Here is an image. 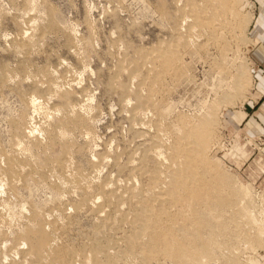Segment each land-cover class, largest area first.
Masks as SVG:
<instances>
[{
    "label": "rangeland",
    "instance_id": "rangeland-1",
    "mask_svg": "<svg viewBox=\"0 0 264 264\" xmlns=\"http://www.w3.org/2000/svg\"><path fill=\"white\" fill-rule=\"evenodd\" d=\"M214 1L0 0V264H264V63L253 36L260 9L255 0H225L223 13ZM167 54L174 70L160 65ZM212 110L213 133L200 135L195 120ZM182 127L194 129L202 191L212 198L194 229L212 232L169 257L144 246L143 225L147 206L159 208L155 194L171 185H162V158ZM156 148L163 164L149 154Z\"/></svg>",
    "mask_w": 264,
    "mask_h": 264
},
{
    "label": "bare ground",
    "instance_id": "bare-ground-1",
    "mask_svg": "<svg viewBox=\"0 0 264 264\" xmlns=\"http://www.w3.org/2000/svg\"><path fill=\"white\" fill-rule=\"evenodd\" d=\"M184 1H186V0H184ZM206 2H208V3H210V2H212V1H214V0H205ZM216 1H218V3H217V6H216V9L217 8H220V11H222V6H224V7H227L226 5H223V4H221V3H226V1L225 0H216ZM204 2V1H203ZM215 2V1H214ZM201 3V2H200ZM200 3H198L197 2V4H200ZM191 5H193V4H191ZM194 6H196V5H194ZM192 7V6H191ZM191 7L189 6V8L191 9ZM184 9H186L185 7H183ZM188 8V9H189ZM183 9V10H184ZM188 9L186 10V11H188ZM195 9V8H194ZM216 9H215V11H216ZM218 11H219V9H217ZM190 11V10H189ZM188 11V12H189ZM217 12V11H216ZM223 12V11H222ZM187 13V12H186ZM219 13V12H218ZM224 13V12H223ZM222 13V14H223ZM185 14V13H184ZM183 14V17H181L182 18V22L186 19ZM191 14V13H190ZM194 15V14H193ZM220 15V14H219ZM188 18H189V20H191L192 18H190V16H187ZM191 17H192V14H191ZM194 17V16H193ZM187 20V19H186ZM186 20H185V22H186ZM192 21V20H191ZM197 21V20H196ZM184 22V23H185ZM218 22V21H217ZM216 22V23H217ZM223 23V22H222ZM221 22H220V24H222ZM183 24V23H182ZM190 24V23H189ZM193 25V24H192ZM217 25H219V24H217ZM210 28H212V27H210ZM215 28H217V27H215ZM222 27H219V29H221ZM187 29V28H186ZM191 29V28H190ZM190 29H188L187 30V32L190 30ZM180 30V29H179ZM191 30H193V29H191ZM195 30V29H194ZM209 30V29H208ZM213 30V32H212V34L214 33V31H215V29H212ZM217 30V29H216ZM224 30V29H223ZM211 31V30H210ZM194 32V31H193ZM192 32V33H193ZM195 32H196V30H195ZM194 32V33H195ZM217 33V32H216ZM184 34V33H183ZM196 34H198V32L196 33ZM215 34V33H214ZM188 35V34H187ZM187 35H184V38H185V36H187ZM216 35V34H215ZM23 36H25V35H23ZM194 35L192 34V37H193ZM217 36H219V35H217ZM179 37V36H178ZM188 37H190V36H187L186 38H188ZM192 37H191V39H192ZM185 38V39H186ZM195 38H197L196 36H195ZM194 38V39H195ZM211 38H213V37H211ZM188 39H190V38H188ZM197 40V39H196ZM215 40V39H214ZM185 41V40H184ZM216 41V40H215ZM189 42V41H188ZM191 42H194V40L192 39L191 41H190V43ZM210 42V41H209ZM194 44H195V42H194ZM211 44V43H210ZM215 44V43H214ZM188 45V44H187ZM192 45V44H191ZM216 45V44H215ZM193 46V45H192ZM191 47V46H190ZM189 47V48H190ZM169 48V47H168ZM188 48V47H187ZM213 48V47H212ZM171 49V48H170ZM172 51V49L169 51V52H171ZM176 51V50H175ZM173 52V51H172ZM174 54V53H173ZM178 54V53H177ZM159 55V54H158ZM171 56L172 55H162V61L160 62V63H162V64H160V65H162L165 69H175V68H177L178 66L175 64H173L174 63V56H172V58H171ZM175 56H176V54H175ZM178 56V55H177ZM176 56V57H177ZM160 57V56H159ZM151 58V57H150ZM154 58V57H153ZM180 58V57H179ZM182 58V57H181ZM181 58L179 59V60H181ZM145 59H146V57H145ZM160 59V58H159ZM144 62L146 63V61L144 60ZM151 62H154V61H151ZM150 62V63H151ZM175 62H176V60H175ZM144 63V64H145ZM159 63V62H158ZM209 63L210 62H208V64L207 65H209ZM202 64V63H201ZM213 64V63H212ZM141 65V64H140ZM147 65V64H146ZM159 65V64H158ZM157 65V63H156V66H158ZM149 66H151V65H149ZM156 66H154V67H156ZM161 66V67H162ZM210 67V66H209ZM159 68V66L157 67V69ZM152 69H154V68H152L151 67V70ZM146 70H147V68H146ZM153 71V70H152ZM163 71H164V69H163ZM162 71V72H163ZM158 72H159V70H158ZM161 72V73H162ZM165 72V71H164ZM163 72V73H164ZM170 73V72H169ZM165 74V73H164ZM167 76V75H166ZM168 77V76H167ZM153 79H155L156 80V78H153ZM152 79V80H153ZM147 81V80H146ZM159 80H157V82H158ZM236 81H238V80H236ZM148 83H149V81H147ZM147 82H144V84L145 83H147ZM151 83H152V81H150ZM155 83H156V81H155ZM238 83V82H237ZM153 84V83H152ZM152 84H147V85H149V86H151ZM234 84V86H235V84H236V82L235 83H233ZM239 84V83H238ZM238 84H236V85H238ZM153 85H155V84H153ZM240 85V84H239ZM143 87V86H142ZM146 87V86H145ZM155 87V86H154ZM154 87H152V88H154ZM158 87V86H157ZM157 87H155V88H157ZM144 88V87H143ZM149 88V87H148ZM147 88V89H148ZM145 90H146V88H144ZM144 89H142L141 91H143ZM150 90L148 91L149 93H150V91H152L151 90V88H149ZM158 89H160L159 87H158ZM157 89V90H158ZM154 90V89H153ZM157 90H154V91H157ZM159 91V90H158ZM235 91V90H234ZM143 94H144V92H142ZM146 93H147V91H146ZM145 93V94H146ZM153 91H152V94L151 95H153ZM156 93V92H155ZM157 94H159V92L157 93ZM147 95V94H146ZM148 97H149V95H147ZM155 96V95H154ZM158 96V95H157ZM147 97V98H148ZM149 98H151V97H149ZM155 98H158V97H155ZM161 98V97H160ZM159 98V99H160ZM152 99V98H151ZM154 100V99H153ZM32 101H34V100H32ZM146 101V100H145ZM149 101H151V103H152V100H150L149 99ZM156 101V100H155ZM216 101V100H215ZM215 103V102H214ZM146 104V103H145ZM213 104V103H212ZM152 105V104H151ZM154 105V104H153ZM35 106V103H33V107ZM208 107V106H207ZM210 107H211V105H210ZM210 107H208V108H210ZM217 107V106H216ZM148 108H149V106H148ZM151 108V107H150ZM34 109V108H33ZM36 109V108H35ZM145 109V108H144ZM215 109V108H214ZM213 109V110H214ZM217 109V108H216ZM81 111H82V109H80ZM84 110V109H83ZM137 110H139V109H137ZM206 110H208V109H206ZM205 110V111H206ZM213 110H212V113L211 114H208V115H211V116H209L208 118L209 119H207V120H204V117L202 118V115H201V118L199 117V119H197V120H195V126H197V127H200L199 129H200V135H201V133L204 131H207V132H209L210 131V133H213V132H211V130H209L208 131V129H210V128H212L213 126H212V124H211V121H213L212 120V117L214 116V118H216L217 119V117H215L216 115V112H215V114H214V112H213ZM136 112V109L134 108L133 109V112ZM145 111V110H144ZM144 111H139V113L140 114H138V115H142V114H144L143 116L145 117V112ZM154 111V110H153ZM209 111V110H208ZM85 112V111H84ZM147 112V111H146ZM150 112V111H149ZM82 113V112H81ZM151 113H152V111H151ZM154 113V112H153ZM174 113V112H173ZM208 113H210V112H208ZM85 114V113H84ZM87 114H88V112H87ZM132 114H135V113H132ZM149 114V113H148ZM147 114V115H148ZM155 114V113H154ZM176 114V113H175ZM86 115V114H85ZM136 115V114H135ZM177 115V114H176ZM207 115V116H208ZM172 116V115H171ZM171 116H170V118H171ZM87 117V116H86ZM138 117V116H137ZM179 117H180V115H179ZM184 117V116H183ZM142 117H140V119H141ZM148 118V117H147ZM175 118H177V116L175 117ZM182 120V118H179L178 120L179 121H181ZM183 119H185V118H183ZM192 119V118H191ZM215 119V120H216ZM169 120H171V119H169ZM188 121H189V119H187ZM193 120V119H192ZM214 120V121H215ZM133 121V120H132ZM141 121V120H140ZM168 121V120H167ZM176 121V120H175ZM183 121H185V120H183ZM182 121V122H183ZM188 121H186L187 122V124H185V127L186 126H188ZM214 121H213V123H214ZM217 121V120H216ZM30 122V121H29ZM139 122V121H138ZM143 122V121H142ZM161 122H164V121H161ZM160 122V123H161ZM176 122H178V121H176ZM185 122V123H186ZM31 123V122H30ZM131 124V123H130ZM135 124V123H134ZM141 125L143 124V123H140ZM192 124V123H191ZM190 124V125H191ZM151 125V124H150ZM159 125V124H158ZM162 125H164V124H162ZM172 125V124H171ZM180 125V124H179ZM181 125H182V123H181ZM180 125V126H181ZM184 125V124H183ZM190 125H189V127H190ZM193 125H194V123H193ZM192 125V126H193ZM146 126H148V125H146ZM210 126H212V127H210ZM134 127H136V126H134ZM139 127V126H138ZM140 127H142V126H140ZM153 127V126H152ZM152 127L150 128V130L152 129ZM165 127V126H164ZM186 128L187 130H185L184 129V127H182L181 128V130H180V135L178 136V137H176V141L172 144V145H174L173 147H169L168 149H167V152L168 153H170V155L168 156V157H166V156H164V155H162L161 156V154H162V151H161V153L159 152V148H161L162 149V146H160L159 148H156V150H151L150 152H149V154H155V156L157 157V158H159L160 159V157H163L162 159L164 160V158H169V163H168V165H166L167 166V168L165 169V171L163 172V174H164V176H163V179H164V181H163V183H162V185L163 184H165L166 185V181H167V179H170L171 180V185H166V186H168V187H165L164 185V187L166 188V189H168V191H167V194H166V192H165V194L162 196V195H157V194H155V197H156V200H157V203H158V206H159V208H157L156 209V207H155V210L154 209H152V208H150V206H147V207H149L148 209H150V210H148L147 212L148 213H146V214H148V216L150 217L149 219H147L148 217H147V215L146 214H142V215H146V217H144V218H146V224L145 225H143L144 224V222H141V221H143V219L141 220V221H138L139 223H142L141 225H143V226H146L147 224H148V229L146 228V227H144V228H146L147 230H146V234L144 235L145 236V241H144V246H158V247H161L162 248V250L164 251V253H166V254H164V256L166 255V256H169V257H171V256H173V255H183V253L185 252H187V250H188V248H193L194 249V247H195V245H196V243L197 242H199V241H201V239L203 238V236L204 237H210L211 236V232L212 231H210V228H208V229H205V231L204 232H202L201 234L200 233H198L197 232V229H194L195 228V226H196V224H197V220L199 219V217H201V216H203V215H205V216H210V212H211V200H212V198L209 196V193H208V191H202V190H204V188H203V185L204 184H207V183H204L203 181L204 180H202L203 178H204V176H203V174H202V176L203 177H200L199 176V174H201V173H198V168H197V162L198 161H196V160H198V159H200L199 157H198V159H196V151H197V149L195 150V144H194V142L196 141H194V142H192L191 141V133L189 132V129H193V127H191V128ZM166 128V127H165ZM196 129V128H195ZM30 130V132H32V133H34L33 132V128H30L29 129ZM194 130V129H193ZM191 131V130H190ZM199 131V130H198ZM198 131L196 130V132H197V134H198ZM213 131V130H212ZM29 132V131H28ZM148 132V131H147ZM192 132V131H191ZM166 133H167V131H166ZM209 133V134H210ZM165 134V133H164ZM196 134V136H198ZM208 134V133H207ZM206 134V135H207ZM30 135V134H29ZM172 135V134H171ZM192 135H194L195 136V133L194 132H192ZM202 135H204L203 133H202ZM212 135V134H211ZM173 136V135H172ZM194 136H192V138L194 137ZM195 136V137H196ZM210 136V135H209ZM146 137H147V135H146ZM174 138H175V135L173 136ZM201 137H205V136H201ZM200 137V138H201ZM211 137V136H210ZM213 137V136H212ZM164 138H166L165 136H164ZM163 138V139H164ZM199 138V140L201 141V139ZM207 138V137H206ZM206 138H204V139H206ZM159 139V138H158ZM162 139V138H161ZM169 139H172L171 137L169 138ZM195 139V138H194ZM207 139H209V137L207 138ZM198 140V139H197ZM198 140V141H199ZM203 140V139H202ZM166 141V140H165ZM190 141L193 143V145L190 143ZM197 141V142H198ZM210 141V140H209ZM196 142V143H197ZM165 143H167V142H165ZM203 143V142H202ZM205 143V145L207 144V146L208 145H210V143L212 144L213 142H210V143H206V142H204ZM199 143H197V145H198ZM200 144H201V142H200ZM166 145V144H165ZM130 146V145H129ZM207 146H205V147H207ZM201 147L203 148L204 146L201 144ZM204 147V148H205ZM210 147V146H209ZM166 148V147H165ZM203 148V149H204ZM198 149H201V148H198ZM203 149H202V151H203ZM205 149H209V148H205ZM206 151H208V150H206ZM205 151V152H206ZM201 152V150L198 152V153H200ZM148 153V152H147ZM201 153H203V152H201ZM123 155V154H122ZM204 155V154H203ZM205 155H206V153H205ZM135 156V155H134ZM198 156H199V154H198ZM103 157V156H102ZM118 157V156H117ZM202 155H201V159H202ZM205 157V156H204ZM203 157V158H204ZM162 159H160V162L163 164V162L164 161H166V160H162ZM107 160V159H106ZM106 160H103V161H106ZM108 160H110V159H108ZM118 160H119V157H118ZM121 160V159H120ZM119 160V161H120ZM127 162L129 161L130 162V160H126ZM134 161V160H133ZM132 161V162H133ZM136 161V160H135ZM195 161H196V163H195ZM159 162V163H160ZM202 162V161H201ZM104 163V162H103ZM135 162H133L132 164L133 165H135L134 164ZM98 164V163H97ZM100 164H102V163H100ZM105 164V163H104ZM132 164H131V166H132ZM99 165V164H98ZM127 165H129V163L127 164ZM201 165H203V163L201 164ZM201 165L199 164L198 166H200L201 167ZM101 166V165H100ZM100 166H99V168H100ZM103 166V165H102ZM102 168V167H101ZM100 168V169H101ZM162 168V167H161ZM203 168H205V167H202V169ZM201 168L199 169V171L200 170H202ZM96 170V169H95ZM97 171V170H96ZM98 171H99V169H98ZM59 172H61V171H59ZM69 173V172H68ZM67 173V174H68ZM148 173H150V172H148ZM169 173H171V174H169ZM66 174V173H65ZM70 174V173H69ZM73 174V173H72ZM134 174H137V173H134ZM161 174V173H160ZM75 175V174H74ZM56 176V175H55ZM59 176V175H58ZM142 176H144L143 174H142ZM153 176V175H152ZM211 176V175H210ZM210 176H209V178H210ZM73 177V176H72ZM137 177V176H136ZM145 177V176H144ZM154 177V176H153ZM160 177V176H159ZM158 177V178H159ZM207 177V176H206ZM57 178V177H56ZM59 178V177H58ZM79 178V177H78ZM146 178V177H145ZM208 178V177H207ZM60 179H62V178H60ZM135 179V178H134ZM155 179V178H154ZM206 179V178H205ZM69 180L71 181V180H73V179H70L69 178ZM79 180V179H78ZM120 180H122V179H120ZM153 180V179H152ZM207 180L208 179H206L205 181L207 182ZM210 180H212L213 182H214V180L213 179H211L210 178ZM65 181V180H64ZM70 181H68V182H70ZM145 181V180H144ZM148 181V180H147ZM154 181H157V180H154ZM62 182V181H61ZM72 182H74V181H72ZM89 182V181H88ZM118 182V181H117ZM135 182H136V184H137V180H135ZM146 182V181H145ZM209 182V184H210V182L211 181H208ZM60 183V182H59ZM63 183V182H62ZM120 183H122V182H120ZM119 183V184H120ZM128 183H129V181H128ZM151 183V182H150ZM149 183V184H150ZM212 183V182H211ZM65 184V183H64ZM63 184V185H64ZM73 184V183H72ZM102 184H104V183H102ZM123 184V183H122ZM135 184V185H136ZM74 185V184H73ZM76 185V184H75ZM128 185V184H127ZM145 185H147V184H145ZM151 185V184H150ZM150 185H147V186H150ZM208 185V184H207ZM207 185H206V187H207ZM210 185H212V184H210ZM214 185V184H213ZM72 186V185H71ZM77 187L79 186V188H80V186L81 185H79V183H78V185H76ZM92 186V185H91ZM103 186V185H102ZM105 186H106V184H105ZM110 186V185H109ZM125 186V185H124ZM82 187H83V184H82ZM104 187V186H103ZM110 187H112V186H110ZM132 187V186H131ZM151 187H152V185H151ZM157 187L158 188H161V185L159 184V185H157ZM205 187V188H206ZM210 187V186H209ZM73 188V187H72ZM107 188V187H106ZM133 188V187H132ZM147 188V187H146ZM70 189V188H69ZM92 189V188H91ZM104 189V188H103ZM120 189V188H119ZM207 189V188H206ZM71 190V189H70ZM131 190V189H130ZM161 191L163 190V189H160ZM88 191H90V190H88ZM116 191V190H115ZM118 191V190H117ZM116 191V192H117ZM85 192V191H84ZM117 194V193H116ZM123 194H121V196H122ZM114 195H112V197H113ZM165 196V197H164ZM99 198V197H98ZM101 199V198H100ZM99 199V200H100ZM90 203V202H89ZM168 203H170V204H172L173 203V206H172V208L174 207L175 208V206H176V208H177V216L176 217H179V215H180V219L179 220H181V221H179L180 222V224L179 225H177V223H175V221L173 220V214H171V217H170V212H168L166 209H164L163 207H165V204H167L168 205ZM147 204V203H146ZM151 204H155V202H151ZM169 204V205H170ZM149 205V204H148ZM166 205V206H167ZM198 205V206H197ZM200 205H202L203 206V208H201V207H199ZM151 206H153V205H151ZM178 206V207H177ZM216 206V205H215ZM214 206V207H215ZM212 207H213V205H212ZM213 207V208H214ZM154 208V207H153ZM171 208V209H172ZM81 209H83V208H81ZM3 210V209H2ZM104 210H105V208H104ZM170 210V209H169ZM1 211V210H0ZM3 212V211H2ZM143 212H145L144 210H143ZM213 213V212H212ZM103 214V213H102ZM6 215H7V213H6ZM166 215H168V217L169 218H167L166 217ZM188 215H190L189 217H188ZM214 215H215V213H214ZM3 216V215H2ZM151 216H152V218H151ZM163 216H165V217H163ZM3 218H5V216L3 217ZM143 218V217H142ZM174 219H175V216H174ZM177 219V218H176ZM96 220V219H95ZM145 220V219H144ZM4 221V220H3ZM10 221V220H9ZM209 221V220H208ZM7 222H8V219H7ZM177 222V221H176ZM206 222V221H205ZM209 223V222H208ZM201 224H202V222H201ZM209 225V224H208ZM213 225V224H212ZM210 226V225H209ZM202 227V226H201ZM207 227V226H206ZM215 228V227H214ZM213 228V229H214ZM142 229V228H141ZM216 229V228H215ZM218 229H220V228H218ZM140 231V230H139ZM144 232V231H143ZM128 233H126V235H127ZM141 234V236L143 235L142 233H140ZM127 236H129V235H127ZM143 236V237H144ZM121 237V236H120ZM123 238V237H122ZM125 239V238H124ZM129 239V238H128ZM136 239V238H135ZM204 239V238H203ZM207 240H208V238H206ZM205 239V240H206ZM125 241H127V240H125ZM136 241H138V240H136ZM140 241V240H139ZM138 241V242H139ZM127 242H129V240L127 241ZM131 242V241H130ZM142 242V241H141ZM208 242V241H207ZM54 243H56L55 241H54ZM53 243V244H54ZM125 243V242H124ZM210 243V242H209ZM209 243H206V244H209ZM129 244V243H128ZM135 244H137V242L135 243ZM127 245V244H126ZM130 245H131V243H130ZM133 245H134V243H133ZM205 245V244H204ZM144 246H142V248L144 247ZM209 246V245H208ZM127 247H130V246H128L127 245ZM134 247V246H133ZM140 247V246H139ZM197 247V246H196ZM135 248H137V247H135ZM141 248V249H142ZM156 248V247H155ZM140 249V250H141ZM159 249V248H158ZM199 249V248H198ZM144 250V249H143ZM142 250V251H143ZM149 250V249H148ZM157 250V249H156ZM160 250V249H159ZM206 250V249H205ZM132 251V250H131ZM138 251V250H137ZM141 251V254L142 253H144V252H142ZM150 251H152L151 249H150ZM149 251V252H150ZM155 251V250H154ZM196 251V250H195ZM200 251H201V249H200ZM51 252V251H50ZM126 252V251H125ZM129 252V251H128ZM148 252V251H147ZM147 252H145V253H147ZM157 252V251H156ZM159 252V251H158ZM203 252V251H202ZM137 253V252H136ZM151 254H152V252H150ZM149 253V255H151ZM160 253V252H159ZM193 253H195V252H193ZM153 254H156L155 252L153 253ZM46 255V254H45ZM51 255H52V252H51ZM137 255V254H136ZM139 255V254H138ZM137 255V256H138ZM146 255V254H145ZM161 255V254H160ZM188 255V254H187ZM49 256H50V254H49ZM49 256H47V257H49ZM142 256V255H141ZM144 256V255H143ZM148 256V255H147ZM154 256V255H153ZM158 256V255H157ZM193 256V255H192ZM198 256H199V253H198ZM78 257V256H77ZM163 257V256H162ZM179 257V256H178ZM200 257V256H199ZM130 258H131V256H130ZM132 258H133V256H132ZM144 258V257H143ZM151 258V257H150ZM154 258V257H153ZM202 258V257H201ZM200 258V259H201ZM48 259V258H47ZM46 259V260H47ZM119 259V258H118ZM134 259V258H133ZM167 259H169V263H170V258H167ZM188 259V258H187ZM180 260V259H179ZM190 260V259H189ZM203 260V259H202ZM201 260V261H202ZM222 260V259H221ZM26 261V260H25ZM89 260H87L86 262H88ZM137 261H139V259L137 260ZM185 261V260H184ZM183 261V262H184ZM190 261H192V260H190ZM136 262V261H135ZM168 262V261H167ZM186 262H188V261H186ZM45 263H47V262H45ZM126 263V262H125ZM138 263V262H137ZM168 263V264H169ZM188 263H190V262H188ZM215 263H217V262H215ZM214 263V264H215ZM77 264V263H76ZM88 264H89V262H88ZM127 264V263H126ZM130 264H132V263H130ZM172 264V263H171ZM191 264V263H190Z\"/></svg>",
    "mask_w": 264,
    "mask_h": 264
},
{
    "label": "crops",
    "instance_id": "crops-1",
    "mask_svg": "<svg viewBox=\"0 0 264 264\" xmlns=\"http://www.w3.org/2000/svg\"><path fill=\"white\" fill-rule=\"evenodd\" d=\"M254 5L260 9L259 15L253 23L254 41L256 48L258 49L256 55L261 57V61L264 63V0H255ZM264 69V64L262 65ZM259 90L264 97V76L262 81H259Z\"/></svg>",
    "mask_w": 264,
    "mask_h": 264
}]
</instances>
